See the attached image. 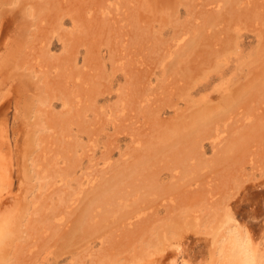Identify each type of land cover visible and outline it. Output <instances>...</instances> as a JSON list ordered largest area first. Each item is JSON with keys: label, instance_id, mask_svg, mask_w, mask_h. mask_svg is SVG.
<instances>
[{"label": "rangeland", "instance_id": "rangeland-1", "mask_svg": "<svg viewBox=\"0 0 264 264\" xmlns=\"http://www.w3.org/2000/svg\"><path fill=\"white\" fill-rule=\"evenodd\" d=\"M0 94L5 264H264V0H0Z\"/></svg>", "mask_w": 264, "mask_h": 264}, {"label": "bare ground", "instance_id": "bare-ground-1", "mask_svg": "<svg viewBox=\"0 0 264 264\" xmlns=\"http://www.w3.org/2000/svg\"><path fill=\"white\" fill-rule=\"evenodd\" d=\"M3 96L2 101L4 102L7 99ZM19 112V107L16 106L14 114L18 116ZM11 124L12 121L6 113L0 115V264L6 263L4 252L11 243L15 228H18L17 226L20 224L18 220L20 218L19 201L13 191L15 189L14 167L18 163L20 156H18V147L10 130ZM227 234L223 245L225 255L228 257L231 253L230 251L236 250V254L230 260V264H256V254L248 237L230 231ZM147 264L160 263H158V260L153 259ZM181 264H189V259L183 258Z\"/></svg>", "mask_w": 264, "mask_h": 264}]
</instances>
